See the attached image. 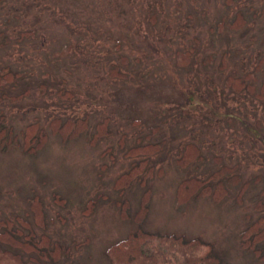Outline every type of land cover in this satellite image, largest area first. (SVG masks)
<instances>
[{
	"label": "rangeland",
	"instance_id": "obj_1",
	"mask_svg": "<svg viewBox=\"0 0 264 264\" xmlns=\"http://www.w3.org/2000/svg\"><path fill=\"white\" fill-rule=\"evenodd\" d=\"M2 67L21 74L2 89L3 125L23 141L37 123L47 138L34 154L0 151V221L28 222L55 254L63 245L57 259L26 264H111L107 250L137 228L143 204L141 230L208 245L198 264L204 250L218 264H264V242L262 261L238 245L264 214L252 199L264 188V101L224 86L255 67L256 92L264 82V0H0ZM67 117L86 130L63 142L48 126ZM187 143L203 159L174 165ZM211 156L242 182L261 180L218 203L179 204L182 180L219 169ZM132 166L139 175L119 194Z\"/></svg>",
	"mask_w": 264,
	"mask_h": 264
},
{
	"label": "trees",
	"instance_id": "obj_2",
	"mask_svg": "<svg viewBox=\"0 0 264 264\" xmlns=\"http://www.w3.org/2000/svg\"><path fill=\"white\" fill-rule=\"evenodd\" d=\"M239 13L241 14V18L237 19V17L228 25L229 28L233 29L238 27L237 22L243 20L242 13ZM190 55L191 52L187 53L186 51L179 53L176 65L180 66L183 63L185 66L187 60L190 59ZM207 58L205 60L209 61V57ZM255 68L253 72H249L243 77L234 78L228 76L225 79L224 86L236 94L246 90L257 100L264 101V82H262L257 92L256 86L251 83L254 80ZM18 75L21 74L12 72L8 67L0 68V100L6 97L5 94H1L2 89L12 83ZM119 76L123 77L120 74ZM2 120L3 116L0 112V151H7L11 147H16L26 154H34L44 145L47 136L40 130L37 123H32L26 127L27 131L23 134L24 140L21 141L19 136L11 128L3 125ZM84 122V120H79L75 117H67L65 120L54 118L50 121L48 128L52 134L60 136L61 140L65 142L86 130V124ZM232 123H234V120L229 124L232 125ZM153 129L155 130V128ZM148 147L152 148L155 152L159 148H162V144L148 145L143 150L144 153H146ZM201 159L203 158L200 155L198 146L194 143H187L184 147L183 154L177 160H174L173 164L186 167L191 162ZM210 159L219 166V169L204 179L189 177L182 180L177 192V202L179 204L187 201L197 202L201 198H210L211 202L218 203L228 194L229 188H239L241 186L239 193L243 194L261 180L260 175H254L242 182V177L236 172L235 166L225 165L222 159L218 157L211 156ZM138 175L135 167L131 168L117 178L115 182L118 185L116 186L115 184L114 188L119 191V194H122L125 188L131 183V179H136ZM252 199H258L253 207L254 211L264 212V188ZM36 205V207H39L38 204ZM127 210V204L123 202L121 206L122 219H130L126 213ZM145 212L146 206L143 204L141 209L139 208L134 216L131 217V220L137 225V228L124 239L112 244L107 250L106 254L111 264H198L195 256L198 249L208 248V245H205L197 239L183 242V240L169 235L161 236L156 233L141 230L139 226L143 222ZM16 221L19 228L23 227L26 230H18V227L14 226V223L11 221H0V264H7L6 260L8 259L14 260L17 264H26L25 260H23V255H26L28 259L33 261L37 259L40 261V257L48 261L57 259L55 255L60 253L63 245L58 243L54 244L59 247L58 253L55 254L51 249L47 248L49 245L47 238L37 239L28 222L20 218ZM263 242L264 214L240 232L238 245L242 250L251 252L255 259L262 261L263 256L261 255L259 245ZM67 250L68 248H66ZM201 253L203 255L199 258V264H218L216 258L209 251L204 250ZM36 257L37 259L34 260Z\"/></svg>",
	"mask_w": 264,
	"mask_h": 264
}]
</instances>
